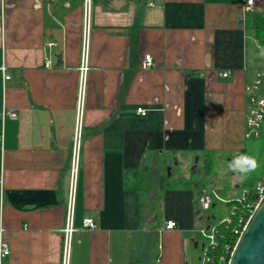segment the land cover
I'll return each instance as SVG.
<instances>
[{"label":"crops","instance_id":"crops-1","mask_svg":"<svg viewBox=\"0 0 264 264\" xmlns=\"http://www.w3.org/2000/svg\"><path fill=\"white\" fill-rule=\"evenodd\" d=\"M84 1L0 0V107L19 114L0 121V226L11 248L5 264L64 263L79 128L69 264H136L141 233L154 229L160 256L153 264H163L165 253L191 264L189 244L203 242L202 184L166 187L170 169L169 175L185 178L169 156L191 165L246 152L245 87L264 68V44L256 35L264 27V0H256L253 12L244 10L247 0H126L121 8L92 0L89 21ZM146 54L154 65L144 70ZM227 70L230 76L220 75ZM147 168L158 169L155 186L162 194L155 227L146 223L140 190L126 186ZM87 217L95 229L84 226ZM169 219L177 227L165 230Z\"/></svg>","mask_w":264,"mask_h":264},{"label":"built area","instance_id":"built-area-1","mask_svg":"<svg viewBox=\"0 0 264 264\" xmlns=\"http://www.w3.org/2000/svg\"><path fill=\"white\" fill-rule=\"evenodd\" d=\"M85 16L86 21H89V17L91 14V6L92 0H85ZM256 0H247L244 3L245 12H253L256 6ZM0 12V16H1ZM49 46L56 45L54 42H48ZM154 65V58L151 54H146L141 63V67L144 70L151 68ZM47 67H51L50 60L46 63ZM4 70V79L8 80L11 78V75ZM81 69L84 73L82 77L81 87L79 91V123H81L83 117V100H84V92H85V72L88 69V31L86 32V36L84 39L83 45V60ZM231 72L229 70L222 71L220 73L223 77L230 76ZM245 93L247 97V115H246V129H245V138L246 139H257L264 138V68H259L255 70L253 79L246 84ZM138 112L142 115L146 114V110L143 107L138 109ZM19 117L16 109L2 106L0 107V121L4 123V121L8 118L17 119ZM80 126L78 125V128ZM3 133H0V137ZM81 138L82 131L79 128L76 131V136L73 145V153L71 159V194L68 202V211H67V224L65 227L64 234V263L69 264V258L71 254L72 245L75 241L74 233L77 231L74 226V206H75V196H76V188L79 178V165L81 160ZM264 185V172L260 175V177L256 180V182L251 187H240L235 189L236 191L233 195L225 198L221 195L220 189L216 187L202 184L200 185V201L201 208L204 211L205 215L204 226L199 228V232L202 235L203 241V253L201 256V264H210L212 260L211 251L217 246V235L220 233L222 229L229 230L232 228L233 235H237L238 238L233 245L232 243H228L225 247L224 253L222 254V260L228 261L230 260L231 254L235 248V245L245 229L252 213L254 212L257 205L260 203L261 195L256 191L257 184ZM239 189V192L237 190ZM4 190V179L3 176H0V191ZM221 201L227 204L228 209L225 216L219 218L218 221H214L216 219L215 215L208 214V211L212 206H216L217 203ZM84 226L90 229H95L97 227L96 221L92 217H87L84 220ZM177 227V221L173 219H169L165 222L164 229L172 230ZM2 232H0V264H5V259L11 254V248L8 242L4 237V228L0 226Z\"/></svg>","mask_w":264,"mask_h":264},{"label":"rangeland","instance_id":"rangeland-1","mask_svg":"<svg viewBox=\"0 0 264 264\" xmlns=\"http://www.w3.org/2000/svg\"><path fill=\"white\" fill-rule=\"evenodd\" d=\"M246 139V138H245ZM244 143L246 144V152L242 153V155H246V156H251L254 157L257 161L258 167L256 168V170L254 172H251L247 175L246 179H244L243 181H240L239 179L236 178L235 174L229 170V162H231L236 156L239 155V153L237 152H232L229 154H221L218 155L216 157H212V158H216L213 162H212V167L210 170H208L207 166L205 165V158L206 157H202L201 160L196 161L194 163H192L191 165L188 164V162H186V160H182L179 164H177L176 159H171V156H169V161L171 162L174 171H180V173H182V175L186 178V173L189 174L188 179L191 181H196V182H201L203 184H207L213 187H216L217 189H220V193L222 196H224L225 198H228L229 196L233 195V192H229V188H233V189H237L242 187V184L245 180H255L259 175H261L264 172V138H257V139H246L244 140ZM222 156V158H221ZM207 161L209 160V158H206ZM186 163V164H185ZM185 164V166H184ZM197 166L198 171L196 173L193 172V168ZM171 168V166H168V168ZM170 172L168 173V179L169 181L173 180L174 178H176L174 175H169ZM237 185V186H235ZM231 186V187H230ZM239 192V189L237 190L236 193ZM145 217L147 218V216L149 215L148 210L151 208L149 206L150 204V199L151 198H155L156 195L155 193L151 192H146L145 194ZM159 196V195H158ZM201 202V201H200ZM227 209L228 206L226 203L219 201L217 203L216 206H212L211 209L208 211V214L210 215H215L216 219L214 221H218L219 218L223 217L226 215L227 213ZM200 216H204L205 213L201 208V204H200ZM66 224H67V219H66ZM66 224L63 228V233L65 234V227ZM200 227L204 226V219L200 224ZM158 229V225L156 227ZM198 236L201 238L202 240V235L201 233L198 234ZM63 241H64V235H63ZM202 242V241H201ZM161 243H162V239H161ZM188 255L190 257L189 262L191 264H201V256L203 253V242H202V246L200 247H196L193 243L192 245L189 244V248H188ZM63 254H64V242H63ZM164 255V254H163ZM169 259V261H168ZM163 260V264H177L175 257L172 253H170V255H168L167 253H165V258H162ZM161 260V261H162Z\"/></svg>","mask_w":264,"mask_h":264},{"label":"trees","instance_id":"trees-1","mask_svg":"<svg viewBox=\"0 0 264 264\" xmlns=\"http://www.w3.org/2000/svg\"><path fill=\"white\" fill-rule=\"evenodd\" d=\"M256 35L262 43L264 44V27H258L256 31ZM205 165L207 166L208 170L211 169L212 163L211 161H207L205 159ZM170 166V165H168ZM171 170V169H170ZM168 171L171 172V171ZM156 174H158V169H149L147 168V171L143 172V170L136 171L132 174V176L128 177L126 186L129 188H134L137 190H140L142 194V201H141V208L143 211L146 210L145 207V193L146 192H153L156 195L155 198H151L149 206L151 207L150 210V216H147L146 223L149 224L151 227L154 226V224L158 221L157 217H154L156 215V211L158 206L160 205V201L162 198V194L158 188V186H155L156 183ZM260 177V175L255 180H245L242 184V187H251L256 180ZM196 182V181H195ZM203 184V183H199ZM193 184V181L189 179H183V178H174L171 181H168L166 183V187H191ZM155 222V223H154ZM156 226V225H155ZM154 226V227H155ZM233 230L230 228L229 230L222 229L220 233L217 235V246L213 248L211 251L212 260L210 264H228V261L222 260V254L224 253L225 247L228 243L235 244L238 236L233 235ZM158 241H159V232L157 230L152 231H146L142 232L141 236L139 237V248L138 252L135 257L136 264H153V257L155 259H158L160 256V253H158Z\"/></svg>","mask_w":264,"mask_h":264},{"label":"water","instance_id":"water-1","mask_svg":"<svg viewBox=\"0 0 264 264\" xmlns=\"http://www.w3.org/2000/svg\"><path fill=\"white\" fill-rule=\"evenodd\" d=\"M126 0H111L109 5L121 8ZM59 57V65H61ZM198 171L197 166L193 172ZM228 264H264V197L252 213L241 233Z\"/></svg>","mask_w":264,"mask_h":264},{"label":"clouds","instance_id":"clouds-1","mask_svg":"<svg viewBox=\"0 0 264 264\" xmlns=\"http://www.w3.org/2000/svg\"><path fill=\"white\" fill-rule=\"evenodd\" d=\"M260 55L264 57V49L260 50ZM229 170L232 171L236 178L240 181L246 179L247 175L251 172H254L258 167L257 161L254 157L246 155H238L231 162H229ZM256 191L264 197V185L257 184ZM2 232V229H0Z\"/></svg>","mask_w":264,"mask_h":264}]
</instances>
